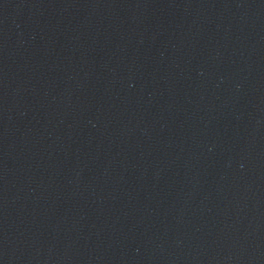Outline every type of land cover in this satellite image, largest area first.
I'll use <instances>...</instances> for the list:
<instances>
[{
	"label": "water",
	"instance_id": "95a60500",
	"mask_svg": "<svg viewBox=\"0 0 264 264\" xmlns=\"http://www.w3.org/2000/svg\"><path fill=\"white\" fill-rule=\"evenodd\" d=\"M0 264H264V0H0Z\"/></svg>",
	"mask_w": 264,
	"mask_h": 264
}]
</instances>
